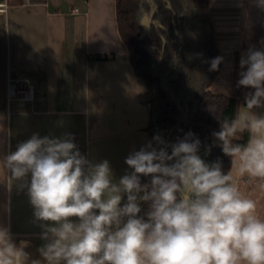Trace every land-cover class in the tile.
<instances>
[{"label":"clouds","instance_id":"clouds-1","mask_svg":"<svg viewBox=\"0 0 264 264\" xmlns=\"http://www.w3.org/2000/svg\"><path fill=\"white\" fill-rule=\"evenodd\" d=\"M240 68L237 86L252 89L246 106L213 133L227 171L201 157L191 132L174 143L157 134L128 154L119 178L70 133H34L0 157L42 241L33 258L31 242L0 225V264H264V112L254 111L264 108V48L250 47ZM244 133L247 142L236 143ZM243 177L258 181L256 197L245 194Z\"/></svg>","mask_w":264,"mask_h":264},{"label":"crops","instance_id":"crops-1","mask_svg":"<svg viewBox=\"0 0 264 264\" xmlns=\"http://www.w3.org/2000/svg\"><path fill=\"white\" fill-rule=\"evenodd\" d=\"M116 1L0 0V157L34 133H70L82 154L109 160L119 178L128 154L151 141L150 95L120 36ZM210 16L222 58L211 90L234 97L241 55L264 48V9L254 0H210ZM17 76L33 86L24 107L8 100L9 78ZM238 183L256 197L258 181ZM32 219L26 193L0 164V225L15 241L29 240L37 258L42 241Z\"/></svg>","mask_w":264,"mask_h":264},{"label":"trees","instance_id":"trees-1","mask_svg":"<svg viewBox=\"0 0 264 264\" xmlns=\"http://www.w3.org/2000/svg\"><path fill=\"white\" fill-rule=\"evenodd\" d=\"M116 8L120 36L150 95L146 132L151 141L158 134L174 143L194 133L201 141V157L221 160L227 171L230 158L213 133L224 118L236 115L252 89L240 87L234 97L211 90L221 63L210 70L211 61L220 57L210 0H117ZM145 17H152L149 25L143 23ZM247 139L244 133L235 142L245 144Z\"/></svg>","mask_w":264,"mask_h":264},{"label":"built area","instance_id":"built-area-1","mask_svg":"<svg viewBox=\"0 0 264 264\" xmlns=\"http://www.w3.org/2000/svg\"><path fill=\"white\" fill-rule=\"evenodd\" d=\"M0 4V10H3ZM33 86L28 79L23 76L10 77L8 86V100L16 102L19 106L24 107L33 101Z\"/></svg>","mask_w":264,"mask_h":264},{"label":"water","instance_id":"water-1","mask_svg":"<svg viewBox=\"0 0 264 264\" xmlns=\"http://www.w3.org/2000/svg\"><path fill=\"white\" fill-rule=\"evenodd\" d=\"M151 21H152V17H145V18L143 19V23H144L145 25H149V24L151 23Z\"/></svg>","mask_w":264,"mask_h":264}]
</instances>
